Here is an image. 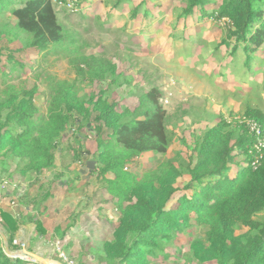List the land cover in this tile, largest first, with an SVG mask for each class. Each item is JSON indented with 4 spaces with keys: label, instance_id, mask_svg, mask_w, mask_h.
<instances>
[{
    "label": "trees",
    "instance_id": "16d2710c",
    "mask_svg": "<svg viewBox=\"0 0 264 264\" xmlns=\"http://www.w3.org/2000/svg\"><path fill=\"white\" fill-rule=\"evenodd\" d=\"M75 1L77 13L78 5L85 6L87 0ZM123 3L129 0H115L112 6ZM141 4L146 21L153 19L152 6L162 13L173 8L176 20L228 19L221 44L232 46L231 69L242 77L252 75L256 53L264 46V0H141ZM56 5L52 0H0V181L14 185L13 205L4 204L6 193L0 196L8 244L19 219L40 211L53 194L54 181L71 172L74 164L85 165L83 158L91 156L96 163L92 173L98 172L104 182L105 208L97 207L98 222L86 239L95 244L88 248L95 250L79 246L80 258L72 250L76 263L93 253L101 264H174L181 259L183 264H264V148L257 158L250 154L256 136L233 129L221 116L193 136L188 151L175 149L168 157L176 136L168 124L174 117L160 105L158 86L148 81L147 90L139 89L134 106L118 108L108 94L120 77L116 63L106 54L87 52L79 29L60 20ZM138 13L134 7L131 16ZM31 54L66 57L75 78L48 76L45 89L36 79L27 85L34 67L25 57ZM84 84L96 89L88 92ZM38 94L44 99V111L36 103ZM242 114L264 137V113L245 105ZM181 116L174 119L176 123ZM85 128L94 135L91 145L84 141ZM238 155L241 161H236ZM142 156L149 158L142 174L128 170ZM232 166L237 167L234 175ZM46 171L54 172L53 181L43 179ZM184 174L189 180L180 186ZM27 182L28 190L19 192ZM81 192L88 197L96 194ZM107 204L115 209V219L110 220ZM194 225L202 233L189 234L187 249L177 247L176 238ZM36 227L44 232L38 220ZM0 264L29 263L10 258L0 237Z\"/></svg>",
    "mask_w": 264,
    "mask_h": 264
},
{
    "label": "rangeland",
    "instance_id": "374dc122",
    "mask_svg": "<svg viewBox=\"0 0 264 264\" xmlns=\"http://www.w3.org/2000/svg\"><path fill=\"white\" fill-rule=\"evenodd\" d=\"M58 1L52 0V2ZM61 1L62 5H56L60 20L66 25L69 24L79 29L81 38L87 43V52L106 54L116 63V73L120 74V77L108 94L111 100L117 102L118 108L127 105L134 106L137 103L136 96L139 89L147 90L148 81L154 82L158 86L161 92L160 105L169 113L170 117H174L172 121L175 123L168 124L169 129L176 133L175 139L167 151L168 157L173 154L175 149L188 151L187 148L192 144L193 136L207 127H212L221 116L228 123L234 125L233 129L243 128L249 135H255L250 130L251 123H247L248 120L243 117L242 111L246 104L264 110V72L262 71L264 69V49L257 53L261 62L253 68L252 76L246 77L260 83V86L254 85L249 89L247 81H240L242 76H234L230 73L229 68L223 67L230 60V56H225V54L231 50V46H228L227 49L226 45L221 44L227 28V20L208 18L205 23L199 24L196 20L181 18L174 27L175 24L172 20L175 16L174 9L171 8L165 13H157V8L154 6L151 9L152 14L155 15L154 20L142 25L144 7L141 0L133 2L129 0V3L120 4L117 8L112 6L115 0H87V3H84L85 6L78 5L80 11L77 13L71 11V5H63L64 2L71 0ZM219 1L217 0V2ZM134 7L139 9L137 17L131 16ZM80 12L81 14L83 12L84 15H81ZM118 20H123L124 24L119 26ZM69 25H67L68 28H71ZM192 25L195 27L194 30ZM175 34L179 36L178 39H174L172 36ZM18 44L12 46L17 47ZM25 59L29 65L32 64L34 67V72H30L28 76L30 79L26 82L27 85H31L34 83L33 79H36L42 83L41 86L45 89L43 82L48 76L62 80H71L76 76L66 57L53 54L47 56L31 54ZM1 61L2 64H5V59H1ZM229 67L231 68V63ZM37 75L40 76L36 77ZM84 87L88 92L96 89L88 84L87 86L84 84ZM43 100L41 95H36V103L44 111ZM179 115L182 116L176 123L174 119ZM70 132L74 133V131ZM82 133L86 137L84 141H88V145L93 144V133L87 128L83 129ZM68 136L69 132L65 133L64 138H68ZM258 141L256 139V146H254V150L250 151L254 158L260 154ZM260 148L262 147L260 146ZM242 158L238 155L236 161H241ZM146 159L149 160L148 156L137 158L139 163L128 165V170L131 169L141 175V172L149 166L146 164ZM83 161H85V165L79 168L80 164H74L71 166V172H64L59 180L54 181L56 189L43 207L41 206L40 211L19 219V221L22 220L18 226L22 223H28V225L20 236H14L10 245L1 225L3 235L0 237L4 251L9 255L15 254L12 255L13 257L9 256L10 258L36 264L38 262L26 253L32 252L43 258H52L60 262L62 259L63 262L68 261L70 264L71 260L76 263L74 256L80 258L79 246L82 245L91 252L95 250V248H88L95 244L92 241L87 243L86 239L90 240L95 228L92 225L98 222L97 207L105 208V204L101 203L104 182L97 175V171H95L97 173H92L96 169V163L93 170L86 167L87 161H94L91 156H85ZM236 171L237 167L232 166L230 174L234 175ZM43 179L53 181L54 172L46 171L43 174ZM65 180L68 182L63 185ZM188 180L189 176L184 174L183 181L178 183L182 186ZM84 182L87 187L83 188ZM28 186H30L29 182L22 184L19 192L25 189L27 191ZM4 188L6 191L3 194L9 193L12 197L11 192L14 185L6 182ZM82 189L88 195H91L93 191H96V194L88 197L83 194L84 192H81ZM179 192L181 191L177 193ZM177 196V194L174 196L172 202ZM106 207L110 220L115 219L117 213L112 208L113 206L107 204ZM36 220L41 222L44 232L36 227ZM90 220H93V223ZM191 223L194 224V221L192 220ZM100 224L101 219L99 218V223L95 226L99 227ZM56 228L60 230L58 233H56ZM63 231L65 233L61 236L64 237L61 238L59 234ZM191 231L179 235L174 242L175 245L187 249L186 242L190 239L189 234L202 233L201 227L197 225H194ZM74 235L76 236L74 243L69 245L68 250L65 249ZM72 250H74L73 258L70 254ZM182 252L184 251L181 250L180 254ZM93 256V253H89L82 256L80 263H78V259L76 260L78 264H101ZM69 258L72 259L69 260ZM73 262L72 264H74ZM166 263H171V261H166ZM175 263L183 264L182 259Z\"/></svg>",
    "mask_w": 264,
    "mask_h": 264
},
{
    "label": "crops",
    "instance_id": "0c3cea01",
    "mask_svg": "<svg viewBox=\"0 0 264 264\" xmlns=\"http://www.w3.org/2000/svg\"><path fill=\"white\" fill-rule=\"evenodd\" d=\"M152 7H154V6H152ZM152 7L150 8V10L152 9ZM157 8V13H162V12H160L159 11V8L158 7H156ZM152 13V12H151ZM153 15V19L152 20H154V18H155V15L154 14H152ZM185 20L186 19H192V20H196L197 22H199V24H202V23H205L207 20H199V18L197 17V16H192V17H187V18H184ZM152 20H150V21H146L145 19H143V21H141V24L142 25H146V23H150ZM172 20H173V22H174V24H175V26L174 27H176V25L178 24V22L180 21V20H176V19H174V18H172ZM118 24H119V26L121 25V24H124V21L123 20H118V22H117ZM192 27H193V30L195 29V27H194V25H192ZM173 37H174V39H178L179 38V36H177L176 34L175 35H172ZM181 38H182V36H180ZM183 39V38H182ZM225 45V44H224ZM227 46V45H226ZM231 48H232V46H231ZM227 49H228V46H227ZM264 49V46L262 47V48H260L258 51H261V50H263ZM258 51H257V53H258ZM239 52H240V50H239ZM257 53H256V55H257ZM230 56V60L226 63V64H224L223 65V67L224 68H229V71H230V73L231 74H233L234 76H239V75H236L235 73H233V71H232V69L230 68V67H228L227 65L231 62V60H232V56H231V50H230V52H227L226 54H225V56ZM217 58H219V56H217ZM257 58H258V60H257V62L254 64V66H253V68L255 67V65L257 64V63H259V62H261V59H260V57H258L257 56ZM263 72H264V69L262 70ZM247 76H249V74H247V75H245L244 77H241V79H240V81L241 82H244V80L245 81H247V83H248V85H249V89L252 87L251 86V83H254L255 85H256V87H259L260 86V83H258V82H256L255 80H250V78L249 79H247L246 77ZM250 76H252V75H250ZM264 81V80H263ZM246 105H248V106H250V107H253V108H256V109H259V110H261L263 113H264V110L263 109H261L260 107H256V106H251V105H249V104H246ZM11 198V195L9 194V193H7V196H5V198L3 199L4 200V204H9V199ZM18 216V215H17ZM22 220V219H21ZM20 220V221H21ZM19 221V222H20ZM28 225V223H22V224H20L19 226H18V229H17V231H16V237L17 236H20L21 235V233L24 231V228L26 227ZM2 229V228H1Z\"/></svg>",
    "mask_w": 264,
    "mask_h": 264
},
{
    "label": "built area",
    "instance_id": "2783aa9c",
    "mask_svg": "<svg viewBox=\"0 0 264 264\" xmlns=\"http://www.w3.org/2000/svg\"><path fill=\"white\" fill-rule=\"evenodd\" d=\"M54 4H57V5H62V1L61 0H59L58 2H53ZM63 5H68V6H72V12L73 11H77L78 10V8L76 7V1L75 0H71V1H66V2H64V4ZM221 20H227L228 21V19H221ZM247 123H251V125H250V130L253 132V134H255L254 136H256V139H258L259 141H258V151L259 152H261V150L264 148V137L260 134V131H259V128H258V126L255 124V123H253V122H251V121H247ZM263 142V143H262ZM254 146H256V142H255V144H254ZM253 146V147H254ZM260 146L262 147V148H260ZM264 150V149H263ZM2 182H3V184H2ZM6 180H4V179H2L1 181H0V191H1V193H0V196L3 194V192L5 191V186H6ZM1 184H2V186H1ZM12 198L13 197H11L10 199H9V203L11 204V205H13V202H10L11 200H12ZM2 218L0 217V235L2 234V231H1V225H2ZM57 250H59L58 248H57ZM8 254V253H7ZM12 255H15V254H8V256H10V257H13ZM64 257V256H63ZM62 257V258H63ZM64 259H65V257H64ZM34 259H32V261H33ZM66 260V259H65ZM35 261V260H34ZM70 264H72V262H69Z\"/></svg>",
    "mask_w": 264,
    "mask_h": 264
},
{
    "label": "water",
    "instance_id": "95a60500",
    "mask_svg": "<svg viewBox=\"0 0 264 264\" xmlns=\"http://www.w3.org/2000/svg\"><path fill=\"white\" fill-rule=\"evenodd\" d=\"M86 167L89 170H93L95 168V161H87ZM3 235V234H1ZM29 256L34 258L39 264H64L63 262H60L59 260H54L52 258H43L39 256L38 254L32 253V252H26Z\"/></svg>",
    "mask_w": 264,
    "mask_h": 264
}]
</instances>
